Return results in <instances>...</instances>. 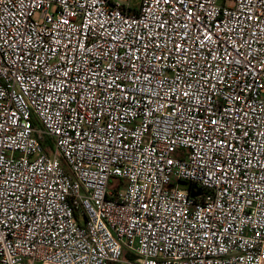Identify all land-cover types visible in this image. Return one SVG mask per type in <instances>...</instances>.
I'll return each mask as SVG.
<instances>
[{
  "label": "built area",
  "instance_id": "2783aa9c",
  "mask_svg": "<svg viewBox=\"0 0 264 264\" xmlns=\"http://www.w3.org/2000/svg\"><path fill=\"white\" fill-rule=\"evenodd\" d=\"M132 7L0 0V264H264V0Z\"/></svg>",
  "mask_w": 264,
  "mask_h": 264
},
{
  "label": "water",
  "instance_id": "95a60500",
  "mask_svg": "<svg viewBox=\"0 0 264 264\" xmlns=\"http://www.w3.org/2000/svg\"><path fill=\"white\" fill-rule=\"evenodd\" d=\"M189 194H190V196H192V197L198 196V195L201 194V189L198 188V187H196L195 185L192 184V185L189 187Z\"/></svg>",
  "mask_w": 264,
  "mask_h": 264
},
{
  "label": "rangeland",
  "instance_id": "374dc122",
  "mask_svg": "<svg viewBox=\"0 0 264 264\" xmlns=\"http://www.w3.org/2000/svg\"><path fill=\"white\" fill-rule=\"evenodd\" d=\"M140 1H141V0H130V3H131L133 6L138 7L139 4H140Z\"/></svg>",
  "mask_w": 264,
  "mask_h": 264
},
{
  "label": "trees",
  "instance_id": "16d2710c",
  "mask_svg": "<svg viewBox=\"0 0 264 264\" xmlns=\"http://www.w3.org/2000/svg\"><path fill=\"white\" fill-rule=\"evenodd\" d=\"M129 12L130 13H136L137 12V8L136 7H132V8H129ZM112 182V181H111ZM110 182V183H111ZM127 257H129V256H127Z\"/></svg>",
  "mask_w": 264,
  "mask_h": 264
}]
</instances>
